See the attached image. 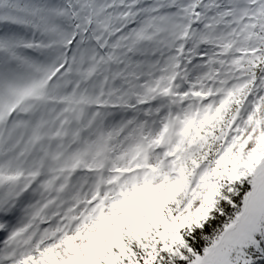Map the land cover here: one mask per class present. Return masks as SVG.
Returning <instances> with one entry per match:
<instances>
[{
	"label": "snow or ice",
	"instance_id": "obj_1",
	"mask_svg": "<svg viewBox=\"0 0 264 264\" xmlns=\"http://www.w3.org/2000/svg\"><path fill=\"white\" fill-rule=\"evenodd\" d=\"M0 264H264V0H0Z\"/></svg>",
	"mask_w": 264,
	"mask_h": 264
}]
</instances>
